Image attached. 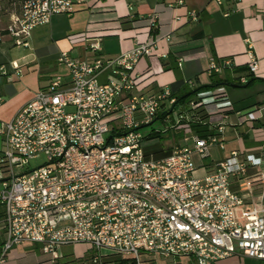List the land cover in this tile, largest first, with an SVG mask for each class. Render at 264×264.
<instances>
[{
	"label": "built area",
	"instance_id": "built-area-1",
	"mask_svg": "<svg viewBox=\"0 0 264 264\" xmlns=\"http://www.w3.org/2000/svg\"><path fill=\"white\" fill-rule=\"evenodd\" d=\"M161 1L170 8L185 4ZM75 2L23 0L20 13L10 17L7 33L15 44H28L35 26L49 23L57 13L71 14ZM187 17L197 20L198 12L189 9ZM129 18L146 22L148 35L137 33L130 49L110 57L75 59L62 51L58 60L69 68V81L56 75L11 119L0 120V264L23 243L38 244L49 254L50 264L60 258V246L78 243L132 257L137 264L142 253L190 256L197 264H213L235 253L264 259V200L260 206L247 204L233 187L257 163L255 158L243 159L233 150L208 170L195 160V155L209 157L214 145L225 146L220 133L232 109L225 86L199 91L188 102L194 113L177 104L164 117L173 126L189 124L198 107L209 110L215 104L205 121L211 132H187L169 154L147 157L144 142L160 130L145 133L142 128L176 97L170 87L141 91L145 73L138 63L171 34L159 33L158 10L131 12ZM86 41L87 48L102 49L100 38ZM248 54V72L255 73L258 59L251 46ZM233 65L230 56L212 58L207 70L222 74ZM248 80L239 77L240 83ZM263 109L264 103L240 118H257ZM42 156L40 164L31 165ZM200 168L203 173H198ZM247 206L253 215L241 212ZM90 260L106 264L100 253Z\"/></svg>",
	"mask_w": 264,
	"mask_h": 264
},
{
	"label": "crops",
	"instance_id": "crops-1",
	"mask_svg": "<svg viewBox=\"0 0 264 264\" xmlns=\"http://www.w3.org/2000/svg\"><path fill=\"white\" fill-rule=\"evenodd\" d=\"M129 4H133L132 10ZM21 7L20 0L10 4L9 16L20 13ZM189 9L198 12L197 20L187 17ZM153 10L160 12L159 33H170L171 36L169 39L162 37L154 53L140 59L138 68L145 73V79L139 86L141 91L164 87L194 89L210 84L213 82L207 70L210 60L232 57L233 67L217 74L227 80L221 85L225 86L232 105L220 133L225 146L221 148L214 145L209 157L202 159L195 155V160L198 165L206 164L208 170L216 161L230 156L233 150H238L243 159L255 158L257 163L249 165L246 174L235 179L233 187L244 196L247 204L260 206L264 200V109L254 119L244 120L240 116L264 103V0H222L221 3L216 0H185L184 5L174 8L161 0H76L75 10L71 14L57 13L49 23L35 26L27 39L28 44H15L8 33L0 34V120L11 119L56 75H60L64 82L69 81V68L58 60L62 51H67L75 59L117 55L134 45L137 33L144 38L150 32L146 22L132 23L129 14H148ZM176 15L181 18L176 20ZM88 37L100 38L102 49L93 51L87 48ZM249 46L258 59L257 71L252 74L246 69L250 59ZM241 75L257 79L249 84L240 83ZM188 102L185 110L192 114L194 112L188 110ZM180 107L184 110V105ZM215 108V104H209L206 112L210 115ZM194 119L197 120L198 116ZM228 128L232 135L229 139L226 136ZM187 132H195L191 123L179 126L172 140L176 142L175 145L183 142ZM231 140L239 141L240 145L220 155V151L225 150L227 142ZM174 146H170L171 151ZM212 150L216 153L213 154ZM198 173H203V169L200 168ZM74 245L88 248L82 243ZM111 253L114 252L101 254L106 264H115L111 260ZM118 255L129 259L126 264H132V260H135ZM63 256L80 258L83 264H93L91 256L85 257L81 253L73 256L63 251L60 258ZM48 258L49 254L41 252L38 244L23 243L13 248L6 264H50ZM141 264L197 263L190 256L164 257L142 253ZM213 264H264V259L235 253Z\"/></svg>",
	"mask_w": 264,
	"mask_h": 264
},
{
	"label": "rangeland",
	"instance_id": "rangeland-1",
	"mask_svg": "<svg viewBox=\"0 0 264 264\" xmlns=\"http://www.w3.org/2000/svg\"><path fill=\"white\" fill-rule=\"evenodd\" d=\"M10 8V5L6 2V0H0V31L4 30V28L10 20V16L8 14V10ZM68 109H73L72 106L68 107ZM173 120L172 119H166L164 120L163 118H156L151 122L150 124L145 125L142 129L143 132L147 133L148 131L152 129H158L160 130V135L157 137L153 138H148L144 142V150L146 152L147 157L149 158H158L161 156H164L167 154L168 148L170 146H174L176 142L172 141L174 138V134L178 132L179 126H173ZM231 129H227L226 136L229 139L231 135ZM171 142V144H170ZM178 143V142H177ZM240 142L237 140H231L228 141L226 144V149L220 151V155H223L224 153H227L230 151L232 147L239 146ZM212 153L215 154L216 151L212 150ZM44 160V157L42 156L41 158L32 160L31 165H37L40 164ZM3 206L0 204V212L2 211ZM250 212L251 215L254 214V210L252 206H247L243 207L241 209V212ZM66 251L69 254H72L73 256L76 255V253H81L85 257H90L93 256L94 254H103V253H108L110 252L107 249H102L101 251L95 250L92 248H84L83 245H74V244H69L65 246H60L59 247V252ZM41 252H43L41 250ZM45 253V252H43ZM47 254V253H45ZM49 259V258H48ZM106 259V258H105ZM169 259V258H167ZM49 261V260H48ZM51 261H49L50 263ZM166 262H169V260H166Z\"/></svg>",
	"mask_w": 264,
	"mask_h": 264
},
{
	"label": "trees",
	"instance_id": "trees-1",
	"mask_svg": "<svg viewBox=\"0 0 264 264\" xmlns=\"http://www.w3.org/2000/svg\"><path fill=\"white\" fill-rule=\"evenodd\" d=\"M14 1H17V0H6V2L9 5L12 4ZM20 1L21 3L23 2V0H20ZM3 33H7V30L4 29L0 31V34H3ZM246 69H248V67ZM249 74H252V73H249ZM212 77H213V82H211L210 84L200 85L194 89H177L175 87H171L172 95L176 97V102L172 104L170 108L164 109L161 113L158 114L157 117L164 118L167 113L171 112V108L175 107L177 104L187 106L186 105L187 102L191 98H194L199 91L214 88L218 85H221L222 83L227 82V80L220 78L219 76H217V74H212ZM255 79L257 78L250 77L246 84L253 82ZM177 90H184V91H177ZM196 115L198 116V119L195 121H191V126L193 127L194 131L199 133L200 135H207L209 132L212 131V128L208 124L205 123V121L209 117V113L206 112V109L203 106H200L196 109ZM159 135H160V131H153L147 136V139L157 137ZM170 152H171V148H168L167 154ZM110 255H111L110 257H113V259L111 260L115 261V264H126L127 262H129V259L121 258L116 253H111ZM81 261L82 260L80 258H76L72 256H63L59 258L57 261H55L53 264H78ZM135 262L136 260H132V264Z\"/></svg>",
	"mask_w": 264,
	"mask_h": 264
}]
</instances>
